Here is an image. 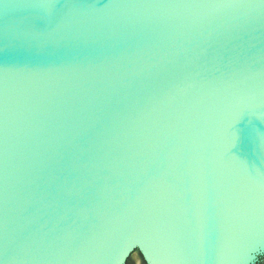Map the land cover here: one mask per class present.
Segmentation results:
<instances>
[{
  "label": "water",
  "instance_id": "95a60500",
  "mask_svg": "<svg viewBox=\"0 0 264 264\" xmlns=\"http://www.w3.org/2000/svg\"><path fill=\"white\" fill-rule=\"evenodd\" d=\"M135 247L264 254V0H0V264Z\"/></svg>",
  "mask_w": 264,
  "mask_h": 264
},
{
  "label": "rangeland",
  "instance_id": "374dc122",
  "mask_svg": "<svg viewBox=\"0 0 264 264\" xmlns=\"http://www.w3.org/2000/svg\"><path fill=\"white\" fill-rule=\"evenodd\" d=\"M124 264H146V263L144 262L141 254L135 247L134 250L125 260ZM254 264H264V254Z\"/></svg>",
  "mask_w": 264,
  "mask_h": 264
},
{
  "label": "snow or ice",
  "instance_id": "6c2138e0",
  "mask_svg": "<svg viewBox=\"0 0 264 264\" xmlns=\"http://www.w3.org/2000/svg\"><path fill=\"white\" fill-rule=\"evenodd\" d=\"M131 246H132V245H130L129 248H130ZM127 251H128V249L125 250V253H124V254H126ZM145 251H146V253H147V249H145ZM149 255H150V254H149Z\"/></svg>",
  "mask_w": 264,
  "mask_h": 264
}]
</instances>
